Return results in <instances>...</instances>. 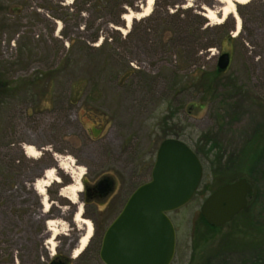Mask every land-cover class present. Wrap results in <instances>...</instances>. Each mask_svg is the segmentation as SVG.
<instances>
[{
  "label": "rangeland",
  "instance_id": "1",
  "mask_svg": "<svg viewBox=\"0 0 264 264\" xmlns=\"http://www.w3.org/2000/svg\"><path fill=\"white\" fill-rule=\"evenodd\" d=\"M131 1L133 5H125L122 15L140 12L144 0ZM59 2L72 6V15L64 22L49 23L45 8L51 12ZM233 5L234 13L225 15L233 20V39L220 49L199 52L196 60L178 68L185 89L174 95L173 81L167 76L181 66L180 55L148 53L140 44L129 51L118 46L117 55L110 57L107 47L102 54L87 50L89 56L79 65L48 80L45 75L56 74L60 55L59 43L51 36L59 38L64 30L84 40L98 28L99 39L112 38L116 45V37L124 36L133 21L152 14L153 20L160 21L166 10L180 13L183 20L188 19V9L203 15L212 10L214 19L205 17L217 24L223 16L220 0H153L148 15L131 19L128 27L122 15L120 25L105 26L109 16L93 13L91 5L80 0H0V264H32L34 256L46 264L58 237L67 242L64 233L71 230L66 216L72 201L61 190L77 179L81 184L77 203L85 177L106 173L116 182L115 200L97 216L96 229L92 225L83 249L69 256L71 264H104L99 247H92L96 252L86 256L84 249L95 234L102 235L130 193L149 180L165 131L192 149L203 144L208 148L207 138L218 145L212 152L213 164L200 154L202 179L193 197L168 213L175 230L170 264H264V0L242 10L240 3ZM82 7L87 9L81 12ZM234 15L240 20L237 31ZM143 25L136 24L135 32L140 33ZM160 34L165 38L169 33ZM63 45L69 47L67 42ZM223 52L228 53L229 64L220 70L216 64ZM126 62L139 71L130 80L118 78ZM99 71L102 77L97 79ZM200 71L211 73L201 84L198 77H191ZM25 145L38 155H26ZM254 150L261 157L253 164L249 155ZM48 168L59 180L41 194L35 184ZM240 177L252 184L246 208L231 222L211 227L200 214L204 198L219 184ZM80 205V218L73 222L76 230L83 226ZM53 210L55 216L47 217ZM46 226L56 232L48 238L47 248L41 234Z\"/></svg>",
  "mask_w": 264,
  "mask_h": 264
},
{
  "label": "water",
  "instance_id": "2",
  "mask_svg": "<svg viewBox=\"0 0 264 264\" xmlns=\"http://www.w3.org/2000/svg\"><path fill=\"white\" fill-rule=\"evenodd\" d=\"M228 64V53H221L217 67L223 70ZM201 179L202 163L195 151L176 137L164 138L158 144L149 180L130 193L104 230L100 260L104 264H170L175 230L168 213L193 197ZM251 191L252 184L245 177L223 183L204 198L200 214L208 224L223 226L246 208Z\"/></svg>",
  "mask_w": 264,
  "mask_h": 264
},
{
  "label": "trees",
  "instance_id": "3",
  "mask_svg": "<svg viewBox=\"0 0 264 264\" xmlns=\"http://www.w3.org/2000/svg\"><path fill=\"white\" fill-rule=\"evenodd\" d=\"M83 5L89 4V8L91 11L97 15L104 14L109 16V19L106 20L105 26L114 24L120 25L122 22L119 19L120 15H122L125 5H133L131 0H80ZM255 0H250L245 4H241L239 9L252 8V4ZM43 7V6H39ZM44 8V7H43ZM72 6L61 4L60 2L57 6L51 7L52 11L47 9L48 17L44 16V19L51 23V20L59 19L62 22L66 21L71 17L72 12L70 9ZM168 8V7H166ZM18 12L22 10V7L15 6ZM87 8L82 7L79 11L86 10ZM255 10V9H253ZM188 14V19L183 20L179 17L180 13L174 12L169 13L167 10L164 13V17L158 20H153L152 15H149L147 18L141 19L138 22L133 21L131 28L124 36H118L115 39L116 45H112L111 40L108 41L106 38L99 39L98 28H95L93 33L86 39H78L80 37H71L64 30L60 32V37L51 36L55 42L59 43L60 55L56 60L57 67L55 68L56 74L47 73L45 78L48 80L55 79L58 75L66 72L71 69L73 64L79 65L80 62L86 57L89 56L86 53L87 50L97 51L98 54H102L101 51L104 48H108L111 50L109 57L111 55H117L115 53V48L118 46H123L127 51L130 48H135L137 44H140L144 50L147 52H152L154 54L160 53L161 51H169V52H178L180 55L179 62L181 66L175 68V70H170V74L167 76L171 78L170 91L174 95L183 92L184 87L180 86V83L183 82V76L177 73L178 68L182 67L184 64L192 63L196 60L197 54L199 52L205 51L208 48L217 47L222 48L226 42L231 41L233 38L230 35V31L233 28V20L230 16H225L221 22L217 24H210L207 18L201 14L200 12L192 11L191 9L186 10ZM53 23V22H52ZM145 24L143 25V30L140 33L135 32L136 24ZM94 22L89 24V27H93ZM155 31L152 36H150V31ZM167 30L169 33L165 38L160 34L161 31ZM14 31V28L12 32ZM64 42H67L69 45L68 48H65L63 45ZM96 45V46H95ZM113 46V48H112ZM21 49H25L26 45L22 44ZM19 47V48H20ZM132 52V51H130ZM129 52V53H130ZM76 53H79V56L76 57ZM57 55V53H56ZM76 57V58H75ZM123 61V59H121ZM125 62V60H124ZM128 62V61H127ZM121 68V74H119L118 78L128 79L138 74V70L129 66V62ZM101 71V70H100ZM97 72L96 78L100 79L102 77L101 72ZM220 71V70H219ZM201 73V74H200ZM211 73L206 72H198L196 76H191L192 79L198 77L199 84H201L202 80L206 81L209 79ZM85 77L80 78V81H84ZM130 80V78L128 79ZM193 83V81H191ZM206 84V82H203ZM179 85V86H177ZM190 87V86H188ZM170 132L165 131L164 138L170 137ZM168 135V136H167ZM172 137V136H171ZM177 138V137H176ZM206 141L209 142V147L204 148L205 144L201 146H197V149H193L197 156L200 159V154H203L206 158L210 160L213 164L215 157H212V152L218 147L214 138H207ZM255 146L254 148H256ZM247 147L245 146L241 153H246ZM259 150L250 154L249 157L251 162L254 164L258 159L260 160L261 154L259 155ZM215 155V154H214ZM201 161V159H200ZM222 184V183H221ZM219 184V185H221ZM218 185V186H219ZM217 187V186H216ZM215 187V188H216ZM214 189V188H213ZM212 189V190H213ZM212 227V225H211Z\"/></svg>",
  "mask_w": 264,
  "mask_h": 264
},
{
  "label": "flooded vegetation",
  "instance_id": "4",
  "mask_svg": "<svg viewBox=\"0 0 264 264\" xmlns=\"http://www.w3.org/2000/svg\"><path fill=\"white\" fill-rule=\"evenodd\" d=\"M116 189V182L110 174L102 173L100 174V176L93 175L91 178L85 177V179L83 180V189L78 195L77 203L72 202V204L69 205L70 208L66 216L69 225L71 224L69 227L71 229L70 232L64 233L65 235L69 236L68 241L65 242V239L63 237H58V244L56 246V249L53 250V252L51 253V258L49 260H46V264H51L52 261L60 262L62 264H71L69 256L73 255V251L78 244L79 237L84 232V225L82 226L81 230H76L74 226L76 224L73 225L74 214L77 208L79 207V204H81L80 206L83 209L82 220H89L93 226L95 225L96 229V218L99 214L103 213L104 209L106 208L109 202H111L110 205L113 204V201L115 200L114 195L116 193ZM55 214L56 213L53 210L46 216L54 217ZM41 234L43 238L42 241L44 243V247H49V239L53 238L49 226H46V229L43 230ZM102 235L98 237L95 234L94 238L89 242L90 244H88L87 248L84 249L83 256L90 254L91 251H95V248L97 247L100 248ZM92 247L95 248L91 249ZM97 253L99 257V249ZM32 259L34 260L32 264H43L39 263V261L36 260L35 256Z\"/></svg>",
  "mask_w": 264,
  "mask_h": 264
},
{
  "label": "bare ground",
  "instance_id": "5",
  "mask_svg": "<svg viewBox=\"0 0 264 264\" xmlns=\"http://www.w3.org/2000/svg\"><path fill=\"white\" fill-rule=\"evenodd\" d=\"M223 4V6L221 7L220 11L222 12L223 17H225L226 14L229 13H234V5L233 2H237L240 4H245L247 2H249L250 0H220ZM153 0H146L145 5H143L141 7L140 12L134 13V12H127L124 13L122 15L123 20L126 22V26H129V23L131 22V19L133 18H140V17H144L146 15H148V13L150 12L151 9V5H152ZM214 12L212 10H207L205 12V16L208 19H214ZM236 18V31L239 28V24H240V20L238 18V16L234 15ZM222 21V18H218V23ZM24 147V152L26 155L31 156V157H36L38 155V152L35 148H33L32 146H28L25 145ZM58 177L57 175L54 173L52 168H48L47 170H45V172L43 173V178L39 181L36 182L35 184V188L36 190L43 194L45 191V188L51 183V182H55L58 181ZM81 189V184L80 182L76 179L74 183L64 187L60 194L67 197L70 201L75 202L76 197L78 192ZM43 205H44V209H47L48 207V202H46L45 200L43 201ZM80 212H81V208L78 207L75 214H74V220H79L80 218ZM82 223L84 225V232L83 234L79 237L78 240V244L76 246V248L73 251V255H77L82 249L83 247L86 245L91 232H92V224L89 220H82ZM52 225V223H51ZM50 228V232L51 235H54L55 229L52 226H49ZM51 240H49L50 242Z\"/></svg>",
  "mask_w": 264,
  "mask_h": 264
}]
</instances>
